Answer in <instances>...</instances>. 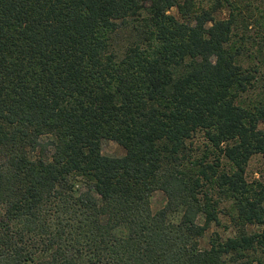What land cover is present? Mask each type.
Listing matches in <instances>:
<instances>
[{
  "label": "trees",
  "instance_id": "trees-1",
  "mask_svg": "<svg viewBox=\"0 0 264 264\" xmlns=\"http://www.w3.org/2000/svg\"><path fill=\"white\" fill-rule=\"evenodd\" d=\"M255 155L264 0H0V264H264Z\"/></svg>",
  "mask_w": 264,
  "mask_h": 264
},
{
  "label": "rangeland",
  "instance_id": "rangeland-1",
  "mask_svg": "<svg viewBox=\"0 0 264 264\" xmlns=\"http://www.w3.org/2000/svg\"><path fill=\"white\" fill-rule=\"evenodd\" d=\"M171 12H174V10H172ZM222 16L224 17V15ZM192 142H193L192 148L194 150L193 154L195 156L200 157L203 153V150L205 149L204 140L202 139V137H200V135H197L196 138ZM101 152L103 155L110 156V157H117V156L119 157L123 155V150L112 141H102ZM46 155L49 156L50 151H48ZM245 176L248 181L260 180L264 183V160L261 158L260 155H255L250 159L248 166L246 168V171H245ZM164 202H165L164 196L162 195V193L158 192L154 194L151 200L152 211H156L162 208L164 205ZM221 218H222L223 224L231 227V225H229V222L228 220H226V218L222 216ZM214 231H216V228L212 227L208 231V233H213ZM208 233L206 235H208Z\"/></svg>",
  "mask_w": 264,
  "mask_h": 264
}]
</instances>
